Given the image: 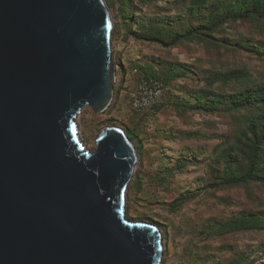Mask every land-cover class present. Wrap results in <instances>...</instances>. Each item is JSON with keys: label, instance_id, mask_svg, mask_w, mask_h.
Masks as SVG:
<instances>
[{"label": "water", "instance_id": "95a60500", "mask_svg": "<svg viewBox=\"0 0 264 264\" xmlns=\"http://www.w3.org/2000/svg\"><path fill=\"white\" fill-rule=\"evenodd\" d=\"M105 0H0V264H160L158 225L125 215L123 129L86 149L74 119L113 95Z\"/></svg>", "mask_w": 264, "mask_h": 264}, {"label": "rangeland", "instance_id": "374dc122", "mask_svg": "<svg viewBox=\"0 0 264 264\" xmlns=\"http://www.w3.org/2000/svg\"><path fill=\"white\" fill-rule=\"evenodd\" d=\"M222 1L209 0L195 11L187 9L190 0H105L113 21V95L102 112L85 106L74 119L78 136L89 150L105 126L128 128L136 134L131 142L140 146V154L126 189L125 215L159 226L160 264H227L234 257H241V264H264V228L226 232L222 226L231 218L264 213V183L220 184L224 161L219 153L234 145L247 111H229L224 103L212 112L186 107L200 91L226 95L246 84H264L263 56L235 45L242 39L264 40V20L224 22L212 32L213 38L176 45L131 34L159 36L160 25L163 35L183 32L204 21L206 6ZM136 64H150L159 74L168 70L177 74L168 84L173 105L146 115L130 111ZM234 69L246 72L247 80L209 83L216 72Z\"/></svg>", "mask_w": 264, "mask_h": 264}, {"label": "trees", "instance_id": "16d2710c", "mask_svg": "<svg viewBox=\"0 0 264 264\" xmlns=\"http://www.w3.org/2000/svg\"><path fill=\"white\" fill-rule=\"evenodd\" d=\"M145 1L155 2L156 0ZM208 1L209 0H190L187 9H194L197 11ZM205 9L208 11L204 21L195 26L188 27L183 32H171L170 34L163 35L164 29L162 30L163 27L160 25L158 26V30L160 31L159 36H141L136 32H131L132 37L155 41L162 45H176L183 40H190L193 38H213L211 36L212 32H215L217 26L224 22L234 20H264V0H224L222 2H217L215 5L210 4V6H206ZM165 36H167V40ZM235 45L239 49L251 52L257 57L260 55L263 56L264 60V40L250 41L242 39L236 42ZM148 65L150 64L146 66L136 64L134 69L141 72L145 78H154L162 81L166 89L162 101L142 112H134L139 115H146L148 112H154L157 108L166 104L173 105L168 95V84L177 74H172L169 70L163 74H159L153 68H149ZM120 70L124 72L122 64H120ZM247 77L248 75L246 72L234 69L225 72H216L209 79V83L220 81L222 84H227L235 80H247ZM133 94L134 90L129 98V104ZM208 94L209 92L204 93L200 91L195 96V102L186 107L192 110L212 112L216 109V105L224 103L225 108L229 111H247V116L241 117L245 125L235 139L234 145L225 146L219 153V157L223 158L222 160L224 161L220 184L225 186H237L248 182L264 183V84H246L242 88L232 90V92L226 95L222 93ZM176 105L179 106V104ZM121 129H123L130 141L134 140L136 134L133 130L131 131L128 128ZM134 147L139 159L140 146L134 143ZM176 201L177 200L174 199L168 204L171 205ZM222 226L226 232L264 228V213L260 212L250 216L231 218ZM241 261V257H234L231 258L227 264H241Z\"/></svg>", "mask_w": 264, "mask_h": 264}, {"label": "built area", "instance_id": "2783aa9c", "mask_svg": "<svg viewBox=\"0 0 264 264\" xmlns=\"http://www.w3.org/2000/svg\"><path fill=\"white\" fill-rule=\"evenodd\" d=\"M135 73V89L130 100L129 109L133 112H142L162 101L166 86L158 79L145 78L144 75L133 69Z\"/></svg>", "mask_w": 264, "mask_h": 264}]
</instances>
